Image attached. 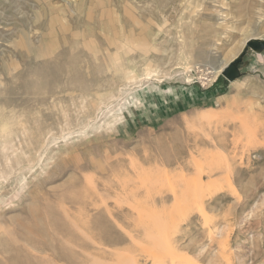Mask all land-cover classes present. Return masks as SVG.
<instances>
[{"label": "rangeland", "instance_id": "obj_1", "mask_svg": "<svg viewBox=\"0 0 264 264\" xmlns=\"http://www.w3.org/2000/svg\"><path fill=\"white\" fill-rule=\"evenodd\" d=\"M0 109V264H264V0H0Z\"/></svg>", "mask_w": 264, "mask_h": 264}, {"label": "bare ground", "instance_id": "obj_2", "mask_svg": "<svg viewBox=\"0 0 264 264\" xmlns=\"http://www.w3.org/2000/svg\"><path fill=\"white\" fill-rule=\"evenodd\" d=\"M245 42V40L243 41V43ZM92 43H94V42H92ZM94 46H95V44H94ZM238 49H240V47L238 48ZM234 54H235V52L234 51H232ZM233 54V55H234ZM232 55V54H231ZM230 58H231V56H230ZM226 60V59H225ZM224 59H223V61L217 66V67H213V71H212V77L214 78V77H216L219 73H221L226 67H227V61H225ZM211 73V72H210ZM1 110V109H0ZM1 113V112H0ZM169 135V134H168ZM217 140V139H216ZM225 140V139H224ZM178 141V140H177ZM183 141V140H182ZM217 142H219L218 140H217ZM221 142H223L222 140H220V144H222ZM255 142H256V140H255ZM223 143H226V142H223ZM192 144V143H191ZM187 146V139H184V141L182 142V143H179V146L178 145H176V146H178L177 147V150L175 151V153H180L181 154V152L183 151V146ZM194 145V144H193ZM184 146V147H185ZM188 148V147H187ZM189 150V149H188ZM190 151V150H189ZM174 154V153H173ZM179 154V155H180ZM191 154H192V152H191ZM164 155V154H163ZM161 156L160 155V162H161V164L164 166V165H170V164H172L173 163V161H171V159H170V157L169 156ZM166 155V154H165ZM172 155V154H171ZM197 155V154H196ZM199 155V154H198ZM184 156V155H183ZM189 156V155H188ZM192 156H193V154H192ZM195 156V155H194ZM158 157H159V155H158ZM199 157H200V155H199ZM177 157L174 155V159H176ZM178 158H180V156L178 157ZM177 158V160H179ZM182 158V157H181ZM189 159H190V157H188ZM187 158V159H188ZM192 159H194L195 158V160H192L193 162L195 161L196 162V160H199L197 157H191ZM201 158V157H200ZM184 159V158H183ZM176 160V162H177V164H178V161ZM183 162V161H182ZM198 162V161H197ZM189 163V162H188ZM183 165V164H182ZM191 165V164H190ZM156 167H157V165H155ZM189 167V166H188ZM212 170H214V169H212ZM212 170H210V171H212ZM207 172H208V170H207ZM209 175L208 176H210V174L211 173H208ZM156 180H158V179H155V182L157 183V181ZM154 182V183H155ZM198 182V181H197ZM210 182V181H209ZM217 182H219V181H217ZM199 184L200 183H202L201 182V180L198 182ZM213 183H215V182H213ZM212 184V183H211ZM218 184V183H217ZM211 185L212 187H213V190L211 191L210 190V194L207 196V198H212L211 196H213V195H215L216 193H219V192H221V191H223L224 190V185L225 184H218V185ZM201 185V184H200ZM205 185H206V183H205ZM207 185L208 186H206L207 188V190H209V187H211L210 186V183H207ZM125 186V185H124ZM123 186V187H124ZM201 187H202V185H201ZM224 187V188H223ZM125 188V187H124ZM123 188V189H124ZM126 189V188H125ZM124 189V190H125ZM134 189V188H133ZM205 189V188H204ZM204 189H203V191H204ZM212 189V188H211ZM158 190H160V192L159 191H156V192H158V193H160V195H156V194H153L154 196H157L156 198L155 197H153L150 193L149 194H147V192H144L145 194L143 195L145 198V200H148V199H150L151 200V202L153 203L152 205H157V204H159V203H163V201H168V203L167 204H165V205H163V204H161V207H158V206H155V207H157V208H159L158 210H154V212L155 211H157V213H155V215H154V212H153V206H152V212H153V216H156L157 215V217L156 218H153V219H155V221L153 222L152 221V219H150V216L149 215H151V213L152 212H148L149 211V209H151L150 207L149 208H147V210L148 211H146V212H148L149 213V215L147 216L150 220H148L149 222H148V225L146 224V226L147 227H152V228H148L149 230L148 231H146V230H144V228L145 227H142L143 228V231H145V232H147V236H149V234L151 233L150 232V229H155L153 226L155 225L156 226V224H157V227H159V223H160V226H162L161 224H165V226L162 228L161 227V229H160V227H159V229L157 228V231L158 230H161V231H159L158 233L160 234V235H163L162 237H161V239L164 237H166V240L167 239H173L174 240V237L175 236H178V235H175V233L177 232V230L176 229H178L176 226H177V224H181V223H183V221L185 222V220L187 219V218H190V216H193V214H195V213H193L194 211H193V208H192V206H189V207H191L192 209L190 210V208L188 207V206H186V204H188L189 205V203L191 202L192 203V205L193 206H195V207H197L198 208V210H197V212H199V213H201L202 211H203V209H205L204 208V199H202V197H204V194H203V192L202 191H200L199 192V194H198V192H197V195H196V193L194 194L193 192L195 191L194 189H193V192H192V194L191 193H189V192H191V190L190 191H186V192H188V193H185L184 195H182V193L180 194V195H177V193H174L173 191H172V189L170 190V191H172V192H170L169 191V193H163V192H161V189H158ZM138 191V190H137ZM155 192V193H156ZM206 192H208L209 193V191H206L205 190V193ZM136 194H137V192H136ZM143 194V193H142ZM147 194V195H146ZM194 194V195H193ZM129 195H132V194H129ZM134 195V194H133ZM146 195V196H145ZM151 195V196H150ZM137 196H139V195H137ZM142 196V197H143ZM206 196V195H205ZM134 197V196H133ZM133 197L131 196V198H132V201H133ZM147 198V199H146ZM210 198H209V200H210ZM141 199V201H142V198H140ZM137 200V199H136ZM192 200V201H191ZM159 202V203H158ZM206 202V201H205ZM164 203H166V202H164ZM204 203V204H203ZM149 204H150V201H149ZM132 205V204H131ZM151 205V204H150ZM185 206H186V208H187V210H184L185 209ZM120 208H122V206L120 207ZM128 208V207H127ZM128 209H130V207L128 208ZM133 209H135V208H133ZM145 209V208H144ZM189 209V210H188ZM64 211V210H63ZM135 211H137V210H135ZM134 211V212H135ZM196 212V213H197ZM204 212H205V214H206V211L204 210ZM126 214V213H125ZM128 214V213H127ZM130 214V213H129ZM136 214V213H135ZM144 214H145V212H144ZM121 215H123L124 216V213H121ZM139 215V219H140V217H141V215H140V213L138 214ZM137 215V216H138ZM120 216V215H119ZM135 216V215H134ZM144 216V215H143ZM174 216V217H173ZM59 217V216H58ZM145 218V216L143 217V219L145 220H147L148 218ZM120 218V217H119ZM151 218H152V216H151ZM96 219V222L97 221H100L101 222V218L100 217H96L95 218ZM127 219V218H126ZM131 219H133V217L131 218ZM138 219V220H139ZM143 219H141V220H143ZM137 220V219H136ZM123 221V220H122ZM126 221V220H125ZM133 221V220H132ZM153 222L154 223V225L151 223V222ZM167 221H171V222H175L176 223V226L174 225L175 223H168ZM188 221V220H187ZM103 222H104V218H103ZM134 222H136L135 220H134ZM149 223L151 224V225H149ZM167 223H168V225L170 224H173L172 226H173V228H172V226H168V227H166V225H167ZM97 224V223H96ZM98 224H100V223H98ZM97 224V225H98ZM184 224V223H183ZM101 225L102 224H100L99 226L101 227ZM131 225V224H130ZM137 225V224H136ZM141 225V224H140ZM153 225V226H152ZM104 226V225H103ZM134 227H135V225H134ZM133 227V228H134ZM140 226H139V229L138 228H136L137 230H142V228H141ZM146 227V228H147ZM176 227V228H175ZM108 228V227H107ZM166 228H167V230L169 231V236L168 235H165L166 233H168L167 231H166ZM169 228V229H168ZM180 228V227H179ZM101 229H103V228H101ZM135 228H134V230H136ZM173 230V229H175L174 231H176L175 233H172V232H174V231H171L170 232V230ZM163 230V231H162ZM157 231L156 230H154V232H155V236H156V234H157ZM210 231V230H209ZM161 232V233H160ZM211 232V231H210ZM118 233V232H117ZM141 233H143V232H141ZM173 235H172V234ZM138 234V233H137ZM159 234H157V236L159 237L160 235ZM176 234H179V236H180V231H178ZM210 234H212V232L210 233ZM210 234H209V236H210ZM139 235V234H138ZM144 235H145V233H144ZM150 235H152V233L150 234ZM146 236V235H145ZM156 236V237H157ZM171 236V237H170ZM174 236V237H173ZM213 236V235H212ZM211 236V237H212ZM87 237H91V235L89 236V235H87ZM158 237H157V239H153L154 238V236H150V238H152V241H153V245H157L158 243H160L161 242V240H159L158 239ZM167 237H169V238H167ZM111 237H109V239H110ZM149 238V239H150ZM163 238V239H164ZM104 239V238H103ZM169 239V240H170ZM84 240V239H83ZM83 240H80V242H79V245L80 246H83L84 244H85V242L83 241ZM119 240V236L117 235V242H119L118 241ZM165 240V239H164ZM176 240V239H175ZM174 240V241H175ZM189 240V239H188ZM211 240V239H210ZM150 241V240H149ZM160 241V242H159ZM163 241V240H162ZM187 242V241H186ZM190 241H188V243H189ZM222 244H224L223 242H222ZM221 244V245H222ZM152 244H150V246H148V244H146V246H148V247H151V249L152 250H155V246L152 248V246H151ZM145 246V247H146ZM162 247H163V243H162V245H161ZM99 247H101V246H99ZM141 247H143V245H141ZM156 247H158V246H156ZM161 247V248H162ZM191 247V246H190ZM203 246H201V248H199V251H200V253H202L203 252V250H204V248H202ZM188 248V247H187ZM157 249V248H156ZM159 249V248H158ZM69 250V249H68ZM138 250V249H137ZM161 250V249H160ZM144 251V250H143ZM106 252V251H105ZM159 251H157V253H158ZM160 253V255L161 256H151V257H148V258H144V260L143 261H141L140 262V264H197L194 260H192L191 259V257L190 256H186V255H184L183 257L180 255L179 257L177 256V255H173L172 253L170 254V251H168V253H166L165 255H169V256H163V254H164V252L162 253V252H159ZM162 253V254H161ZM53 254L55 255V260L54 261H52L50 264H74V263H82L83 264V262H85V260H84V258H80V257H75V255H73V253L71 252V251H68V252H66L65 250H62L61 248L60 249H56L54 252H53ZM134 255V254H133ZM140 256V255H139ZM141 257V256H140ZM145 257V256H144ZM181 257V258H180ZM128 259V258H127ZM136 259V258H135ZM140 259V258H139ZM211 259H212V257H211ZM214 259H215V257H214ZM22 260H20V262H21ZM131 261V260H130ZM228 261V260H227ZM138 262V261H137ZM144 262V263H143ZM229 262V261H228ZM45 263V260L42 258L41 259V261H40V263L39 264H44ZM24 264H28L26 261H25V263ZM133 264H139V263H135V262H133ZM227 264V263H226Z\"/></svg>", "mask_w": 264, "mask_h": 264}, {"label": "water", "instance_id": "obj_3", "mask_svg": "<svg viewBox=\"0 0 264 264\" xmlns=\"http://www.w3.org/2000/svg\"><path fill=\"white\" fill-rule=\"evenodd\" d=\"M225 70V69H224Z\"/></svg>", "mask_w": 264, "mask_h": 264}]
</instances>
